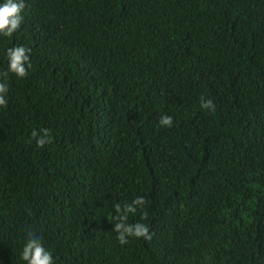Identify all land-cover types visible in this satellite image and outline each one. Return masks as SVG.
<instances>
[{"label": "trees", "instance_id": "16d2710c", "mask_svg": "<svg viewBox=\"0 0 264 264\" xmlns=\"http://www.w3.org/2000/svg\"><path fill=\"white\" fill-rule=\"evenodd\" d=\"M24 2L0 35V74L31 49L0 76V264L30 232L54 264H264V0ZM138 196L153 239L121 245Z\"/></svg>", "mask_w": 264, "mask_h": 264}, {"label": "clouds", "instance_id": "9594fccd", "mask_svg": "<svg viewBox=\"0 0 264 264\" xmlns=\"http://www.w3.org/2000/svg\"><path fill=\"white\" fill-rule=\"evenodd\" d=\"M24 0H3L0 3V35L11 37L20 27L23 20L21 15L25 8ZM30 48L25 46L12 47L7 50L8 70L0 76L7 77L8 72L15 74L18 78H24L28 75L27 69L31 68ZM8 86L4 82H0V107L7 106L6 94ZM200 106L202 109L215 112L216 105L210 98L201 96ZM159 125L162 128H171L173 126V118L167 114L159 118ZM31 137L35 139L37 147H44L46 144L52 142L50 130L41 129V134L33 130ZM146 205V200L143 196H138L131 204L125 203L123 207L117 203L114 205L117 216L114 218L117 222L114 223L115 233H117V240L121 245L129 243L131 238H143L145 241L150 242L153 239L154 233L150 231L147 224L143 220L147 219V212L142 213L140 220L135 223H128V215L135 213L138 207ZM21 259L26 261L27 264H54L52 253L45 249L41 243L40 237L34 233H29L28 238L24 244L21 253Z\"/></svg>", "mask_w": 264, "mask_h": 264}]
</instances>
